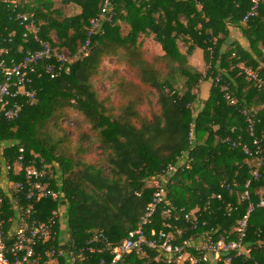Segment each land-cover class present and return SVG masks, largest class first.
Returning a JSON list of instances; mask_svg holds the SVG:
<instances>
[{
    "label": "trees",
    "instance_id": "16d2710c",
    "mask_svg": "<svg viewBox=\"0 0 264 264\" xmlns=\"http://www.w3.org/2000/svg\"><path fill=\"white\" fill-rule=\"evenodd\" d=\"M7 1L0 0V37L10 41L7 58L17 63L40 46L23 38ZM104 2L18 0L20 12L35 13L39 38L71 56L86 45L91 21ZM112 5L113 22H104L90 38L87 53L78 54L70 72L51 79L39 68L41 76L33 84L36 102L20 99L19 118L1 124L0 176L9 166L8 182H23L17 169L20 156L25 166L50 169L48 183L60 199L36 204L40 221L62 211L49 246L71 252L98 238V247L105 242L117 247L145 216L156 192L152 182L190 154L191 170L170 177L146 232L185 230L189 224L183 215L199 210L208 225L203 230L214 228L218 236L229 232L235 238L234 229L248 211V202L238 200L246 184L250 182L255 204L264 196V174L259 181L252 177L258 157H246L241 148L224 143L230 139L253 148L245 111L255 117V137L264 143V85L259 87L244 71L251 70L264 83V5L247 24L242 21L251 0H113ZM71 9L79 12L68 15ZM232 29L240 31L247 48L231 40ZM149 42L158 47L156 53L147 48ZM197 50L203 52L205 74L189 62ZM66 122L77 124L73 134ZM8 194L15 198L12 190ZM8 194L0 188L7 233L13 226L9 219L18 216ZM214 194L221 199L210 200ZM209 200L212 207L206 213ZM63 220L66 240L61 238ZM246 243L251 256L232 264H264V209L251 214ZM104 258L112 256L86 254L80 264H99ZM163 260L147 250L145 256L126 255L118 264H168Z\"/></svg>",
    "mask_w": 264,
    "mask_h": 264
},
{
    "label": "built area",
    "instance_id": "2783aa9c",
    "mask_svg": "<svg viewBox=\"0 0 264 264\" xmlns=\"http://www.w3.org/2000/svg\"><path fill=\"white\" fill-rule=\"evenodd\" d=\"M113 0H105L101 13L91 21L88 30V41L79 52L87 53L90 38L102 30L104 22H113L115 12L112 5ZM7 8L15 15V20L23 28V38L33 39L40 46L36 51H26L19 62L9 60L7 56L10 49L5 44L10 41L0 37V126L3 122H12L19 118L22 105L20 99L26 100L29 104L36 102V91L33 88L34 77L41 76L39 68L44 67L45 73L56 79L63 74L70 72V65L78 59V54L71 56L67 52L58 53L51 45L43 42L39 38L40 26L35 13L20 12L18 0L6 2ZM251 9L244 17L242 24H247L259 14V9L264 5V0H251ZM216 43V40H214ZM244 69V68H242ZM249 79L257 82L259 87L264 83L251 70L244 69ZM219 81V80H218ZM227 91V87H222ZM226 100L230 105L234 101L226 92ZM248 124V132L253 138V148L242 142H233L230 139L224 141L231 148H241L246 157H258L257 167L252 172L254 181L262 178V168L264 165V143L255 137L256 119L248 112H244ZM194 139L193 132L190 135ZM23 153V150H20ZM194 159L190 154L183 156L178 164L170 165L162 174L152 182L155 188V196L149 204L147 212L143 217L139 227L128 234V238L122 245L113 247L105 242L103 247H98L95 242L98 238L91 240L84 247L71 252L57 250L50 243L55 241L56 226L61 212L54 211L52 216L45 221L37 219L36 204L41 200L50 199L57 201L60 193L49 186L50 169L46 166L37 168L33 165L25 166L24 156H20L17 161L18 173L22 172L24 181L13 184L8 183V190L0 188L7 194L12 190L15 198L9 195L12 204L18 211L16 219H9L13 223L12 228L7 233L5 222L2 219V205L4 198L0 196V264H60V259H64L66 264H80L85 259L86 254L108 253L111 260L102 259L99 264H118L123 257L133 252L145 256L147 250L159 253L164 262L168 264H232L233 260L242 257H250L251 249L246 243L248 236V223L251 214L255 209H264V196L260 194L257 204L252 201L248 190L250 182L245 186V192L239 195V203L248 202V211L234 229L235 238H231V233L218 236V231L214 228L203 230L208 227L207 222L201 221L199 210L183 215V219L189 224L187 229L178 228L174 233L155 232L151 230L150 236L145 227L150 224L152 217L157 212V206L164 199L169 179L179 170H191ZM10 167L4 169L6 175ZM236 186V185H235ZM222 187H225L222 184ZM230 189L229 186L226 187ZM21 199L25 205L21 204ZM220 200L221 196L214 194L210 200ZM203 207V211L210 213L211 201ZM170 213V212H169ZM181 216L176 214L174 219L179 221ZM185 237V238H184ZM184 238V239H183Z\"/></svg>",
    "mask_w": 264,
    "mask_h": 264
},
{
    "label": "crops",
    "instance_id": "0c3cea01",
    "mask_svg": "<svg viewBox=\"0 0 264 264\" xmlns=\"http://www.w3.org/2000/svg\"><path fill=\"white\" fill-rule=\"evenodd\" d=\"M231 40L239 42L244 48L248 47L245 39H243V37H242V34L237 29H232V31H231ZM202 58H203V52L201 50H197L194 53V55L191 57L189 62H190V64L192 66H194L199 71H201V68H203V62L201 60ZM202 97L205 99L206 98V94L203 95ZM8 183H9L8 182V177H7V175H6V173H5L4 169H3V173L1 174V186L6 191L8 190Z\"/></svg>",
    "mask_w": 264,
    "mask_h": 264
},
{
    "label": "rangeland",
    "instance_id": "374dc122",
    "mask_svg": "<svg viewBox=\"0 0 264 264\" xmlns=\"http://www.w3.org/2000/svg\"><path fill=\"white\" fill-rule=\"evenodd\" d=\"M79 11L78 10H76V9H71L69 12H68V15H74V14H76V13H78ZM149 43H151V45H147V48L150 50V52H157L159 49H158V47H156V48H154L153 47V43L152 42H149ZM180 48L181 49H183L184 48V46L181 44L180 45ZM202 60V62H203V68H201V71H202V73H206L207 72V67H206V65H205V62H204V59L202 58L201 59ZM112 63L111 62H109L108 64H107V67H110L111 68V65ZM207 86V85H206ZM107 87H108V84H106V83H103L102 85H101V88H102V90H106L107 89ZM180 88H182V85H181V87ZM146 110V109H145ZM74 117L76 118L77 116L76 115H74ZM65 125L67 126V127H69V128H71V130L69 131L70 132V134H73V129H76L77 128V124L74 122V123H72V122H66L65 123ZM85 127V126H84ZM3 179V178H2ZM62 236H61V238L63 239V240H66L67 238H68V231H67V226H66V224H65V220H63V223H62Z\"/></svg>",
    "mask_w": 264,
    "mask_h": 264
}]
</instances>
